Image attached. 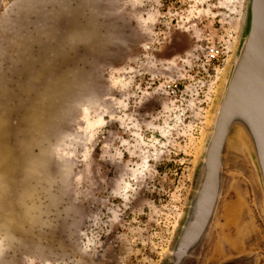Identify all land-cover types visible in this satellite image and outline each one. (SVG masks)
Returning a JSON list of instances; mask_svg holds the SVG:
<instances>
[{"label":"rangeland","instance_id":"1","mask_svg":"<svg viewBox=\"0 0 264 264\" xmlns=\"http://www.w3.org/2000/svg\"><path fill=\"white\" fill-rule=\"evenodd\" d=\"M244 4L0 0V264H164ZM173 77L177 100L161 87ZM224 175L199 264H264L253 173L228 151Z\"/></svg>","mask_w":264,"mask_h":264},{"label":"water","instance_id":"2","mask_svg":"<svg viewBox=\"0 0 264 264\" xmlns=\"http://www.w3.org/2000/svg\"><path fill=\"white\" fill-rule=\"evenodd\" d=\"M228 151L241 154L259 188L264 209V0H245L239 37L224 76L201 173L185 224L170 250L172 264H199L222 188ZM264 211V210H263Z\"/></svg>","mask_w":264,"mask_h":264},{"label":"built area","instance_id":"3","mask_svg":"<svg viewBox=\"0 0 264 264\" xmlns=\"http://www.w3.org/2000/svg\"><path fill=\"white\" fill-rule=\"evenodd\" d=\"M224 49L220 44H210L203 48L201 62L204 65L205 74L209 77L218 74L219 67L224 60ZM151 82H148L150 87ZM183 82L178 77H173L161 82V87L169 99L177 100L180 98Z\"/></svg>","mask_w":264,"mask_h":264},{"label":"flooded vegetation","instance_id":"4","mask_svg":"<svg viewBox=\"0 0 264 264\" xmlns=\"http://www.w3.org/2000/svg\"><path fill=\"white\" fill-rule=\"evenodd\" d=\"M206 140V139H205ZM205 144V142H204ZM204 146V145H203ZM202 153V152H201ZM202 156V155H201ZM200 161H201V157H200V160H199V163L197 165V168H196V172H195V176H194V180H193V185H192V191H191V194H190V197H189V201H188V204H187V208H186V212H185V216L182 220V223L180 225V228H179V231H178V234L176 236V239L181 231V228L182 226L185 224L186 222V219L188 218V214L190 212V208H191V204H192V200L197 192V187L199 186V181H200V177H201V173L200 171H198L199 169V166H200ZM224 163H225V158L223 159V162H222V177H223V180H222V188H221V193H220V197H219V200H218V203H217V209H216V212H215V215H214V218L212 220V223L210 225V228H209V232L206 236V238H208V235L210 234L211 232V229H212V226H213V223L215 221V217H216V213H217V210H218V207L220 205V202H221V199H222V195H223V190H224V184H225V175H224ZM227 220V219H226ZM176 239L174 241V244L176 242ZM207 241V240H206ZM173 244V245H174ZM172 261H173V258L171 257V255L169 254L168 258L166 259V261L164 262V264H172ZM194 262H196L195 260V257L192 256L190 258L187 259V264H194Z\"/></svg>","mask_w":264,"mask_h":264},{"label":"bare ground","instance_id":"5","mask_svg":"<svg viewBox=\"0 0 264 264\" xmlns=\"http://www.w3.org/2000/svg\"><path fill=\"white\" fill-rule=\"evenodd\" d=\"M251 180V179H249ZM250 183L252 184V189H253V194H254V198H255V202H256V205H257V208H258V211L259 213L261 214L262 211H261V208L259 207L258 203H257V199H256V187L254 185V183L252 182V180L250 181ZM264 210V209H263Z\"/></svg>","mask_w":264,"mask_h":264}]
</instances>
